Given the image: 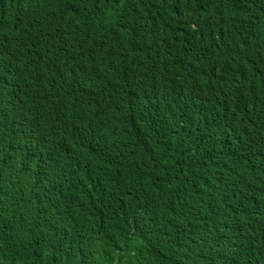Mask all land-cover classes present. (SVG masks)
<instances>
[{
    "label": "clouds",
    "instance_id": "obj_1",
    "mask_svg": "<svg viewBox=\"0 0 264 264\" xmlns=\"http://www.w3.org/2000/svg\"><path fill=\"white\" fill-rule=\"evenodd\" d=\"M97 258L264 264V0H0V264Z\"/></svg>",
    "mask_w": 264,
    "mask_h": 264
},
{
    "label": "trees",
    "instance_id": "obj_2",
    "mask_svg": "<svg viewBox=\"0 0 264 264\" xmlns=\"http://www.w3.org/2000/svg\"><path fill=\"white\" fill-rule=\"evenodd\" d=\"M143 199H145V195H143V193L141 191V202H142ZM104 262H105V259L97 258V259L94 260L93 264H104Z\"/></svg>",
    "mask_w": 264,
    "mask_h": 264
}]
</instances>
